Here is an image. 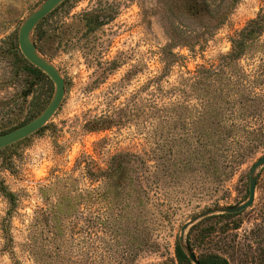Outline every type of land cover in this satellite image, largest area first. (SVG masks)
<instances>
[{"label":"rangeland","instance_id":"374dc122","mask_svg":"<svg viewBox=\"0 0 264 264\" xmlns=\"http://www.w3.org/2000/svg\"><path fill=\"white\" fill-rule=\"evenodd\" d=\"M44 1L0 0V135L34 119L55 91L18 40L23 22ZM33 39L62 73L66 94L41 131L0 150V264H194L178 255L182 226L209 209L244 203L252 167L264 155V0H66L36 26ZM173 43L181 59L162 85L181 89V76L198 70V98L163 97L161 132L158 120L145 128L133 116L134 97L161 74L162 54ZM147 89L142 96L151 98ZM235 112L253 147L226 178L205 161L199 134L212 129L211 116ZM104 116L115 121L110 129L85 127ZM158 148L180 175L178 184L163 185L168 199L142 202L141 214L126 196L63 199L72 206H55L53 244H44L39 261L29 258L28 228L48 229L33 219L44 204L41 185L70 173L84 157L106 169L114 156H154ZM258 176L251 207L188 227L186 241L199 260L217 254L229 264H264V166Z\"/></svg>","mask_w":264,"mask_h":264},{"label":"trees","instance_id":"16d2710c","mask_svg":"<svg viewBox=\"0 0 264 264\" xmlns=\"http://www.w3.org/2000/svg\"><path fill=\"white\" fill-rule=\"evenodd\" d=\"M174 45V43L170 44L169 49L162 54L163 68L160 72L161 74L150 79L148 84L138 91L134 97L135 112L133 116L137 120L142 119V125L145 128H147L149 120H158V122L163 124L157 127L161 132L165 128L163 97H166L168 93H177L179 96L193 95L195 98H198V70L187 71L181 76V89L175 87L166 90L162 85L164 77L168 76L173 66L181 59L179 55L173 53L172 49ZM30 65L38 73H43L32 64ZM151 87L152 90L149 92L151 98H144L142 93ZM236 111L238 112L237 109ZM211 119H213L210 124L212 129L200 132V143L206 154L205 161L211 164L215 171H218L219 175L227 178L235 175L244 164L248 152L253 147V142H249L247 139L244 117L237 115L236 112L232 117H218L216 115L211 116ZM114 123L115 121L111 117L104 116L86 124L85 127L91 132L103 131L110 129ZM189 138L192 139V137ZM152 158L157 161V164H151ZM172 166V161L167 159L163 148H158L154 156L148 155L145 157L130 153L114 156L106 169L96 167L92 160L84 157L82 160L76 162L70 173L51 178L48 183L40 186L39 190L44 204L35 212L33 219L38 224L40 222L48 223V229L44 231L40 230V226L36 224L30 226L27 231L26 241L23 243L24 251L30 259L37 262L41 259L44 252V244L46 243L48 248L53 244L54 232L51 225L54 222L53 212L55 206L57 205L66 211L72 206L70 203L63 204L61 202L63 199L67 200L69 198L72 200L76 198L75 196L84 195L97 199L109 196V194H113L116 197L126 196L134 200V211L139 214L144 212V204L142 203L144 201H152L154 199L155 206L160 205V203L165 201L166 197L168 199V196L162 193L163 185L166 182L178 184L180 175ZM10 200L11 204H15L13 196ZM121 210H123L122 205L119 206V211ZM8 216L10 221L12 215ZM107 221L113 222L109 217ZM43 232L47 233L48 238L42 240ZM6 233L11 241V246H13L12 243L14 241L11 232ZM11 246L8 244V249L11 250ZM178 255L180 260L188 259V256L181 247L178 248ZM200 262L201 264H229V261L225 257L217 254L200 260Z\"/></svg>","mask_w":264,"mask_h":264},{"label":"water","instance_id":"95a60500","mask_svg":"<svg viewBox=\"0 0 264 264\" xmlns=\"http://www.w3.org/2000/svg\"><path fill=\"white\" fill-rule=\"evenodd\" d=\"M65 1L66 0H45L35 11H33L28 16V18L23 22L20 28L18 40L19 47L23 56L30 64L41 70L53 81L55 85V91L51 101L39 115H37L34 119L27 122L26 124L0 135V150L10 147L37 133L39 130L45 127L46 124L54 117L63 103L66 94L65 79L62 76L60 70L39 51L33 39V32L36 26L44 18L50 15ZM263 166L264 155L259 158L252 167L249 176V197L244 203L226 208L218 207L209 209L202 214L197 215L191 221L182 226L179 243L188 258L194 264H201V262L195 255L191 246L186 241L185 234L188 227L193 223L199 221L200 219L216 213L238 214L251 207L254 204L256 198L259 178L258 172Z\"/></svg>","mask_w":264,"mask_h":264}]
</instances>
